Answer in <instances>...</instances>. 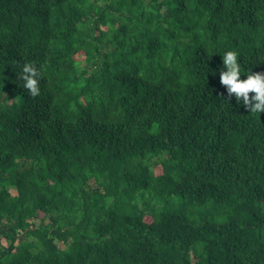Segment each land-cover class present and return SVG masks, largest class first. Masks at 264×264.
I'll use <instances>...</instances> for the list:
<instances>
[{"label": "trees", "instance_id": "1", "mask_svg": "<svg viewBox=\"0 0 264 264\" xmlns=\"http://www.w3.org/2000/svg\"><path fill=\"white\" fill-rule=\"evenodd\" d=\"M228 51L264 73V0H0V264H264Z\"/></svg>", "mask_w": 264, "mask_h": 264}, {"label": "clouds", "instance_id": "2", "mask_svg": "<svg viewBox=\"0 0 264 264\" xmlns=\"http://www.w3.org/2000/svg\"><path fill=\"white\" fill-rule=\"evenodd\" d=\"M237 56L235 51H228L222 56L224 68L220 71V83L226 88L229 101L235 96L237 104L242 101L244 108L251 114H262L264 113V73L250 71L247 73V79L241 80V68ZM39 77L40 72L35 63H26L17 76V79L24 82L23 88L32 98L40 95ZM251 93L254 95L250 96Z\"/></svg>", "mask_w": 264, "mask_h": 264}, {"label": "rangeland", "instance_id": "3", "mask_svg": "<svg viewBox=\"0 0 264 264\" xmlns=\"http://www.w3.org/2000/svg\"><path fill=\"white\" fill-rule=\"evenodd\" d=\"M14 195H16V192L15 191H12Z\"/></svg>", "mask_w": 264, "mask_h": 264}]
</instances>
